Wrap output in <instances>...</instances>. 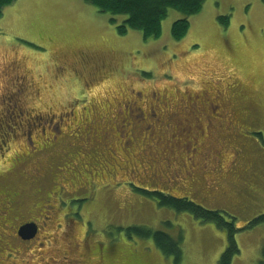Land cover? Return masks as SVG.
<instances>
[{
	"label": "rangeland",
	"instance_id": "obj_1",
	"mask_svg": "<svg viewBox=\"0 0 264 264\" xmlns=\"http://www.w3.org/2000/svg\"><path fill=\"white\" fill-rule=\"evenodd\" d=\"M181 18L170 10L161 38L145 41L134 30L120 36L85 0L4 10L0 126L12 127L0 131V264H175L128 226L181 241L180 264H219L227 228L135 189L222 212L237 231L232 264L264 260V225H249L264 214V3L207 0L176 41ZM92 187L83 207L70 203ZM30 220L40 221L39 238L24 245L16 231Z\"/></svg>",
	"mask_w": 264,
	"mask_h": 264
},
{
	"label": "trees",
	"instance_id": "obj_2",
	"mask_svg": "<svg viewBox=\"0 0 264 264\" xmlns=\"http://www.w3.org/2000/svg\"><path fill=\"white\" fill-rule=\"evenodd\" d=\"M16 1L17 0H0V18L3 16L4 10L13 5ZM206 1L207 0H85L86 3L94 6L100 13L110 16V22L116 25L117 33L120 36H125L130 30H134L140 32L145 41L158 40L161 38L162 24L167 19L170 10L177 11L183 16V18L173 23L171 31L174 40L179 41L183 39L190 29V18L201 13ZM262 1L264 3V0ZM220 19L226 21L225 26L228 25L227 18L220 17ZM90 107V102H88V108L90 109ZM91 108H93V105ZM64 115L65 114H63V116ZM66 115L68 116V114ZM68 117L69 121L73 120L76 122L73 115H71L73 118L70 116ZM56 121H60V116ZM11 124L12 123L3 125L2 127L0 126V131L1 129L5 131L8 130L12 127ZM64 126L70 127V125ZM79 138L80 137L77 139ZM74 146H76V142ZM76 149H84V151L90 155L89 150L85 146H77ZM95 161V166L101 165L98 163V160ZM178 181L179 178H171L169 183ZM116 186H119L118 182L115 183V187ZM93 189L95 190L96 187H92V194L94 195ZM135 190L149 200L158 201V205L161 208L173 209L178 213H188L202 222L213 223L219 228H227L228 247L222 253L219 264H232L233 259L240 254V250L235 241V233L237 231L233 226L230 227V225L224 221L222 212L205 209L202 205L188 197L176 198L160 191ZM169 191L175 192L173 190ZM74 203L78 202L74 201L73 204ZM249 225H264V214L256 217ZM120 230L121 229H117L118 232H120ZM125 231L129 237H139L144 240L153 239L156 248L165 257H173L175 264H180L182 262L183 250L180 245L181 241H175L167 233L143 226H128L125 228ZM261 264H264V260H261Z\"/></svg>",
	"mask_w": 264,
	"mask_h": 264
},
{
	"label": "flooded vegetation",
	"instance_id": "obj_3",
	"mask_svg": "<svg viewBox=\"0 0 264 264\" xmlns=\"http://www.w3.org/2000/svg\"><path fill=\"white\" fill-rule=\"evenodd\" d=\"M76 67H77V68L80 67L79 72H80L81 75H84V72L86 71L84 65H82L81 63L76 62ZM89 76H92V74L89 75ZM217 108H218V106L215 105L213 111H215ZM129 109H130V108H129ZM129 109H128V110H129ZM128 110H126L127 115L129 114V113H128ZM136 110L139 112L138 116H141V114L144 115L143 112H142L140 109L138 110V108H137ZM88 111H89V109H86V110H85V112H88ZM170 111H171V110H170ZM130 113H131V111H130ZM150 113H151V115H152L153 117H156V111H155L153 108H151ZM65 114H69L70 116L73 115V114H72V111H70L69 113H65ZM51 116H52V115H51ZM51 116H50V117H51ZM53 116H55V115H53ZM171 116H172V112H171V114L169 113V117H171ZM48 117H49V116H48ZM127 117H128L127 119L129 120L131 116H127ZM41 118H42V117H41ZM41 118H39V119H41ZM42 119H43V118H42ZM36 120H37V119H36ZM56 120H57V119H56ZM53 125H54V124H53ZM48 127H50V125H48ZM169 127H170V126H169ZM148 129L151 130L150 127H148ZM43 130H44V129H43ZM44 132H46V131L44 130ZM192 151H194V150H192ZM49 194H50V195H49V197H48V199H47V201H46L47 206L45 207V212H43V214H47V213H49V212H52V211L54 210V208H52L51 201H53V200L55 199L56 196H57L59 199H63L62 197H63V195L66 194V193H64V192L61 193V191H60V193H56V192H55V193H52V192H50ZM84 194H85V197H75V198H73V199L70 201V203H73L74 201H77L78 204H79L81 207H83V206H84V202L90 201V198L92 199V197H93V194H92L91 191H85ZM53 202H54V201H53ZM54 203H55V202H54ZM64 203H66V201H65ZM62 207H64V205H62ZM46 220H48V218H46ZM25 224H35V226L37 227V233H36L35 237L32 238V239H30V240H25V239H23V238L19 235V229L22 227V225H20V226L17 228V231H16V238L19 239V240L21 241L22 244L27 245V244H31V243L35 242V241L39 238V233H40V221H39V220H32V221L30 220V221L26 222ZM23 225H24V224H23Z\"/></svg>",
	"mask_w": 264,
	"mask_h": 264
},
{
	"label": "water",
	"instance_id": "obj_4",
	"mask_svg": "<svg viewBox=\"0 0 264 264\" xmlns=\"http://www.w3.org/2000/svg\"><path fill=\"white\" fill-rule=\"evenodd\" d=\"M36 233L37 227L35 226V224H27L19 229V235L25 240L34 238Z\"/></svg>",
	"mask_w": 264,
	"mask_h": 264
}]
</instances>
